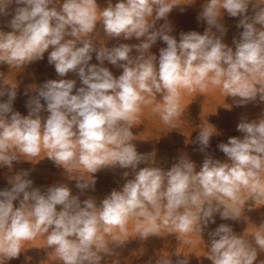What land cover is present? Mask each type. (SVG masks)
I'll use <instances>...</instances> for the list:
<instances>
[{
  "label": "clouds",
  "instance_id": "9594fccd",
  "mask_svg": "<svg viewBox=\"0 0 264 264\" xmlns=\"http://www.w3.org/2000/svg\"><path fill=\"white\" fill-rule=\"evenodd\" d=\"M192 3L119 0L112 5L109 0L101 10L97 0H61L59 7L56 0H0V16L9 15V6L17 5L7 21L11 31L0 30V63L28 65L42 60L51 48L48 63L56 73L65 77L73 72L83 85L77 89L71 79L44 82L27 102V116L13 111L16 88L0 90V96H8L0 102V166L11 168L13 162L30 161L22 157L34 158L44 151L45 157L66 172L76 165L91 174L90 181L80 174L75 177L77 188L83 190L94 187L93 174L103 168L118 165L135 171L146 159L131 142L130 125L142 105L151 103L148 97L162 96L157 111L165 124L181 115L184 90L203 91L211 85L221 88L225 96L238 98L237 106L256 101L258 96L264 102V4L207 0L197 16L207 24L204 33L181 32L177 40L170 35L168 16L173 8ZM250 4L256 8L252 16L246 15ZM225 11L230 17H241L237 27L243 31L233 41L235 51L223 42L227 30L220 21ZM159 20L165 23L157 28ZM98 23L111 39L135 38L140 43L98 49L87 39ZM158 39L166 47L159 50L157 63L150 49ZM134 49L136 56L130 55ZM93 53L98 64L90 63ZM105 61L122 68V74L114 77L103 66ZM42 111L49 113L46 119ZM214 131L200 130V151L209 146ZM237 131L244 134L243 139L230 137L218 145L231 163L208 157L196 172L194 162L182 157L167 172L142 168L122 190H113L100 207L91 198L82 206L64 184L42 194L32 187L26 170L9 177L11 187L0 190V264L18 258L25 242L42 233L63 264H101L102 254H110L107 237L122 244L117 230L126 233L134 219L142 221L136 224L142 239L158 233V220L182 237L201 234L209 223H215V213L222 220L239 219L246 203L242 192L247 191L254 202L264 200V118L242 121ZM17 200L19 207H14ZM258 229L253 240L264 251V225ZM209 237L207 256L212 264H254L257 260L253 243L234 234L228 225H219ZM158 264L170 262L159 260Z\"/></svg>",
  "mask_w": 264,
  "mask_h": 264
},
{
  "label": "rangeland",
  "instance_id": "374dc122",
  "mask_svg": "<svg viewBox=\"0 0 264 264\" xmlns=\"http://www.w3.org/2000/svg\"><path fill=\"white\" fill-rule=\"evenodd\" d=\"M100 2L101 0H97V5L101 10L108 7L109 0H103L104 4ZM117 2L119 0L111 1L112 5ZM206 2L207 0H194L191 5L173 8L168 16V23L172 28L170 35L179 40L181 32L196 31L203 34L207 24L202 20L198 21L197 16ZM258 2L264 4V0H258ZM60 3L61 0H56L57 7ZM15 7L17 5H10L8 9L10 14L0 16V30L11 31L7 27V21L12 18L11 13L14 12ZM181 8L184 11H181ZM255 10L254 4H250L246 15H254ZM240 19L241 17L228 16L225 11L220 21L227 30L223 35V42L232 47L233 51H235L233 41L234 39L238 41L240 33L243 31L242 28L237 27ZM164 23V20H159L156 22V27L159 28ZM213 32L217 36L221 35L216 28H213ZM87 39L91 40L98 49L112 48L118 43L129 45L140 43L135 38L130 40L111 39L104 33L102 24L99 23ZM164 47L166 44L158 39L150 49V52L157 57V63L159 50ZM50 51L51 48L44 53L42 60L21 67L0 63V90L6 92L9 87L16 88L17 95L13 102V111L19 112L21 116L28 115L27 102L38 94L39 87L48 80L71 79L76 81L77 89L83 86L79 77L73 72H69L65 77H60L56 73L54 65L48 63ZM130 55H137L135 49ZM90 63H99L95 58V53H93ZM103 66L107 67L114 77L118 78L122 74V68L115 67L107 61L104 62ZM148 99L151 100V103L142 105L141 112L130 125L133 134L131 142L135 145L137 152L146 158L141 162L142 164L137 166L135 171L131 168H121L118 165L103 168L93 174L96 181L94 187L90 185L81 190L76 186L75 177L80 174L84 180L90 181L91 174L84 172L82 168L76 165L70 166L71 170L66 172L62 167H57L52 160L45 157L46 152L42 151L39 156L34 158L22 157V159L30 161L13 162L11 168L0 166V190L11 187L8 183L9 177L26 170L29 172L27 178L33 181L32 187L39 188L42 194L51 186L64 184L71 190L73 196L79 198L82 206L83 201L91 198L95 201L96 206L99 205L97 207H100L102 201L113 190H122L128 180L134 179L133 176L141 167H155L167 172L182 157L194 162L196 172L200 171L204 160L208 157L224 163H231L229 158L219 150L218 145L227 143L230 137L243 139L244 134L237 131L238 123L242 121L258 122L264 118V102L259 100V96L256 101L244 106H237L236 100L238 98L225 96L221 88L211 85L203 91L199 88L192 92L182 91L181 115L171 124H165L157 111V105L163 103L162 96L157 94L154 99L152 97H148ZM7 100V94L0 96V102ZM41 103L43 104L44 101L41 100ZM40 115L46 119L49 113L42 111ZM204 128L215 131L210 138L209 146L204 151H200L197 137L200 130ZM162 159H167V161L165 160L166 163ZM126 169L129 171L128 177L123 175ZM241 195L246 203L241 207L239 219L222 220L219 213H215L213 216L215 223H209L206 228L202 229L201 234L193 232L181 237L170 227L165 226L162 220H158V233L142 239L136 230V224L142 221L131 220L127 225L126 233H119L117 230L121 240L124 241L122 244L112 243L111 237H107L110 242L108 245L110 254H102L101 264H158L159 260L178 264V261L185 259L188 264H212L207 256L210 248L209 232L214 231L221 224L230 226L234 234L252 242L258 252L254 264H261L264 261V251L255 245L253 235L261 225H264V200L254 202L247 191L242 192ZM13 203L14 207H19V200ZM60 210L61 207L57 206V211ZM222 210L223 207L221 206ZM4 264H63V261L59 259L53 248L48 247L47 234L42 233L32 241L25 242L18 258L6 260Z\"/></svg>",
  "mask_w": 264,
  "mask_h": 264
},
{
  "label": "bare ground",
  "instance_id": "6f19581e",
  "mask_svg": "<svg viewBox=\"0 0 264 264\" xmlns=\"http://www.w3.org/2000/svg\"><path fill=\"white\" fill-rule=\"evenodd\" d=\"M112 1V0H111ZM101 2H103V0H101ZM100 2V3H101ZM104 2H106V1H104ZM104 2H103V4H104ZM102 4V3H101ZM168 157V156H167ZM157 160H158V158H157ZM162 160H164V159H162ZM166 161H167V159H165ZM164 160V162L166 163V161ZM148 161V160H147ZM150 162V161H149ZM153 162V161H152ZM142 164V163H141ZM167 166V165H166ZM144 168V167H143ZM141 169H142V167H141ZM125 172H127L128 174H129V171H127V169L124 171V173ZM165 172V171H164ZM124 175V174H123ZM134 175V174H133ZM132 175V176H133ZM125 176V175H124ZM128 177V176H127ZM133 177H135V175L133 176ZM130 178V177H129ZM5 189V188H4ZM59 206V205H58ZM97 206H99V205H97ZM61 207V206H60ZM135 221H138V220H136V219H134Z\"/></svg>",
  "mask_w": 264,
  "mask_h": 264
}]
</instances>
